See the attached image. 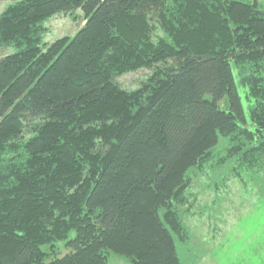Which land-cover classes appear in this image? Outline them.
Masks as SVG:
<instances>
[{
    "label": "trees",
    "instance_id": "1",
    "mask_svg": "<svg viewBox=\"0 0 264 264\" xmlns=\"http://www.w3.org/2000/svg\"><path fill=\"white\" fill-rule=\"evenodd\" d=\"M76 11L72 36L43 42L47 20ZM1 48L0 264H179L187 171L221 138L223 162H264L256 1L14 0Z\"/></svg>",
    "mask_w": 264,
    "mask_h": 264
},
{
    "label": "rangeland",
    "instance_id": "2",
    "mask_svg": "<svg viewBox=\"0 0 264 264\" xmlns=\"http://www.w3.org/2000/svg\"><path fill=\"white\" fill-rule=\"evenodd\" d=\"M12 1L0 0V11ZM241 1H256L264 10V0ZM75 14L76 19L58 14L47 20L43 42L72 36L82 25L80 11ZM10 52V48H1L0 56ZM147 73L142 69L118 81L131 88ZM238 91L247 112L249 103L239 83ZM226 145L221 138L210 161L187 171L185 201L177 205L187 235L183 240L175 238L179 264H264V162L255 167L239 166L232 159L223 162ZM55 248L60 250L58 256L68 251L62 243ZM107 260L110 264H129L126 256L113 252H108Z\"/></svg>",
    "mask_w": 264,
    "mask_h": 264
},
{
    "label": "water",
    "instance_id": "3",
    "mask_svg": "<svg viewBox=\"0 0 264 264\" xmlns=\"http://www.w3.org/2000/svg\"><path fill=\"white\" fill-rule=\"evenodd\" d=\"M224 106L225 107L227 106V100H224Z\"/></svg>",
    "mask_w": 264,
    "mask_h": 264
}]
</instances>
